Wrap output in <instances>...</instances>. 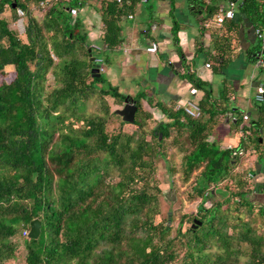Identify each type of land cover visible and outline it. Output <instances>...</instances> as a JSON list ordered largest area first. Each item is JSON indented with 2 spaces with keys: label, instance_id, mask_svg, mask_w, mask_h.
<instances>
[{
  "label": "trees",
  "instance_id": "trees-1",
  "mask_svg": "<svg viewBox=\"0 0 264 264\" xmlns=\"http://www.w3.org/2000/svg\"><path fill=\"white\" fill-rule=\"evenodd\" d=\"M42 1L50 3H35ZM139 1L105 4L106 47L123 43L120 20ZM189 2L203 28L216 21L215 2ZM19 7L26 12L22 33L11 26ZM74 8L52 0L37 17L24 0H0V264H264V205L252 197L250 171L237 168L240 152L251 147L247 139L264 152V105L236 147L209 140L217 120L206 102L198 118L172 110L170 120L152 126L140 96L135 123L125 122L107 96L124 105L127 94L92 75L102 52L80 33ZM239 9L264 29V0H244ZM224 45H215L222 69L232 51V43ZM260 48L264 39L251 51L255 61ZM175 157L181 162L169 166L171 175L190 184L184 192L175 186L177 193L200 203L179 219V210L165 209L159 178L161 162ZM36 218L41 234L29 238ZM196 218L203 224L183 230Z\"/></svg>",
  "mask_w": 264,
  "mask_h": 264
},
{
  "label": "crops",
  "instance_id": "crops-1",
  "mask_svg": "<svg viewBox=\"0 0 264 264\" xmlns=\"http://www.w3.org/2000/svg\"><path fill=\"white\" fill-rule=\"evenodd\" d=\"M24 1L37 17L42 16L44 8L41 4L35 0ZM53 1L56 4H74L78 13L75 17L71 15L73 21L79 20L80 33L86 35L92 47L102 52L98 58L104 68L102 70L100 66L101 72L106 71L108 82L118 86L130 98L135 100L145 96L141 100L144 109L154 114L153 126L159 121L170 120L166 112L183 110L179 106L193 98L200 106L206 102L207 108L213 107L217 122L212 132L219 127L223 133L234 135L221 144L222 148H227L238 146L245 138L242 127L248 128L262 118L261 106L264 103L256 100V93L258 85L264 82V65L259 66L264 61V48L255 52L257 60H253L251 51L261 42L256 34L259 25L239 7L234 18L226 19L222 25L213 20L208 23L210 27L203 28L189 0H140L133 11L124 14L120 20L123 43L116 48H108L104 42L103 8L113 0H78L77 5L76 1ZM151 1L152 6H147ZM229 1L207 0L221 8L227 7ZM243 1L239 0V5ZM18 21L12 22L11 26L22 32L17 26ZM228 42L232 43L231 61L222 69L215 45L226 49L228 46L224 43ZM154 43L158 50L149 51ZM198 82L205 87H197ZM194 87L198 90L196 94L191 92ZM226 90L228 100L224 95ZM245 115L249 116L248 120H245ZM238 119L240 125H236ZM212 132L209 140L213 142ZM260 133V142L264 145V123ZM247 140L251 147L245 154L252 156L249 161L252 197L264 205V152L257 151L255 143ZM245 157L247 159L241 157L240 160L250 159Z\"/></svg>",
  "mask_w": 264,
  "mask_h": 264
},
{
  "label": "rangeland",
  "instance_id": "rangeland-1",
  "mask_svg": "<svg viewBox=\"0 0 264 264\" xmlns=\"http://www.w3.org/2000/svg\"><path fill=\"white\" fill-rule=\"evenodd\" d=\"M75 4L77 5V3H75ZM147 6H152V1L150 3H147ZM148 8H151V7H148ZM70 14H71V12H70ZM80 17L83 18V14H80ZM18 28L20 30H22V32H24V30H25L23 24H20V27H18ZM106 67L108 69L109 66L106 65ZM7 70L9 72H11L14 70V67L10 66L7 68ZM102 74L106 78L107 72L106 71L102 72ZM54 83H55V79H54L52 73H50L48 85L52 86ZM99 85H101V84H99ZM127 97H128V94H127ZM107 99H108L109 103L111 104L113 110H116L117 108H121L124 106V105L115 104V99L112 96H107ZM90 103L91 104H90V107L88 108V110L95 112L97 105L99 104V100L94 97ZM139 114H140V112H139ZM112 126H113V124H112ZM152 126H153V124H152ZM125 127L129 131H133L136 128V126L133 124L126 125ZM212 136L214 137V141L217 143V145L221 146V144L224 143V140L228 139L227 137L234 136V135H232L230 132L227 135V134L222 132L221 128L218 127V128H216V130L214 132H212ZM245 156H249L250 159H248V161H241L240 160V163L238 164L237 168H239L240 170L246 169V171L249 172V171H251V166L249 165V161L252 160V156H250L249 154H245L242 157H244V159H247ZM175 159H176L175 161L172 160V161H170V163H167L165 161L161 162L159 178H160L161 186L165 190V193H166L165 198H164L165 209H166V211H170V209L171 210H173V209L179 210L178 211L179 214H177L178 215L177 219H179L180 215L182 216L185 213H197L200 203H199V200H196L194 202L185 201L184 194L177 193L175 186L180 188L181 192H184L185 190H187L190 187V184L182 182L178 175H175V176L171 175V173L169 171V166H171V164L173 162L177 163L178 165L181 162L179 157H175ZM211 204H212L211 199H209L205 202V206H207V207H210ZM191 225H192V223L185 222L183 225V230H186ZM176 230H177V228H176ZM23 245L24 244L21 245V250H20L21 253H23V251H25Z\"/></svg>",
  "mask_w": 264,
  "mask_h": 264
},
{
  "label": "built area",
  "instance_id": "built-area-1",
  "mask_svg": "<svg viewBox=\"0 0 264 264\" xmlns=\"http://www.w3.org/2000/svg\"><path fill=\"white\" fill-rule=\"evenodd\" d=\"M118 2H121L122 0H117ZM49 5V1H42L41 2V8H46ZM239 7V0H230L227 7H222L220 10V13L217 16L216 22L219 25H222L224 21L228 18H234L236 16V10ZM18 13L20 15V19L18 21L17 26L20 27V24L24 25V17L26 15V12L23 8H18ZM78 11L76 8L72 9V14L75 17L77 15ZM75 19V18H74ZM211 23V22H209ZM25 27V26H24ZM256 34L260 40L264 39V29L263 28H257ZM158 50V45L154 43L150 48L149 51L156 52ZM208 66H211L210 63L207 64ZM102 70L104 69L103 66ZM197 88H192L191 92L192 94L197 93ZM256 100L260 103H264V82H261L258 85V90L256 93ZM180 108H183V110L190 115L191 117L198 118L202 115V108L198 101L195 99H189L183 106H179ZM245 120L249 119L248 115L244 116ZM231 147V146H230ZM241 155H245L243 151L240 152ZM250 177H252V174H250ZM28 234V232H26Z\"/></svg>",
  "mask_w": 264,
  "mask_h": 264
},
{
  "label": "water",
  "instance_id": "water-1",
  "mask_svg": "<svg viewBox=\"0 0 264 264\" xmlns=\"http://www.w3.org/2000/svg\"><path fill=\"white\" fill-rule=\"evenodd\" d=\"M13 6L17 7V3H14ZM260 65H264V61L260 63L259 66ZM91 71L94 77H100L102 75L100 67H94L92 68ZM137 111H138V105L136 104V101L133 98H130L128 96L125 100V105L122 108H118L116 110V113L119 114L125 122L135 123ZM162 136H163V133H161V137ZM202 224H203V221L201 219L196 218L194 222L192 223V227L194 229H197ZM41 226H42L41 219L40 218L34 219L31 222V228L28 233L29 238H39L41 234Z\"/></svg>",
  "mask_w": 264,
  "mask_h": 264
}]
</instances>
